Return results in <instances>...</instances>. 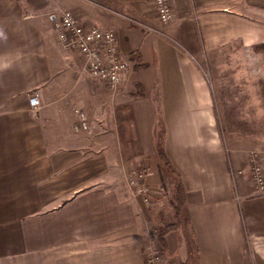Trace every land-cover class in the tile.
I'll return each mask as SVG.
<instances>
[{
  "label": "crops",
  "instance_id": "obj_1",
  "mask_svg": "<svg viewBox=\"0 0 264 264\" xmlns=\"http://www.w3.org/2000/svg\"><path fill=\"white\" fill-rule=\"evenodd\" d=\"M169 2L162 25L152 0H0V264H145L147 245L159 264H264V194L224 146L204 75L210 53L264 43V0ZM65 9L116 34L129 68L115 90L60 44L51 20ZM158 139L185 192L164 246L152 231L166 198ZM139 165L147 203L125 180Z\"/></svg>",
  "mask_w": 264,
  "mask_h": 264
},
{
  "label": "built area",
  "instance_id": "obj_2",
  "mask_svg": "<svg viewBox=\"0 0 264 264\" xmlns=\"http://www.w3.org/2000/svg\"><path fill=\"white\" fill-rule=\"evenodd\" d=\"M152 4L160 24L166 25L173 20L174 13L169 0H152ZM60 44L83 57L85 70L96 78L103 86L115 90L122 83L124 73L129 68V62L122 57L114 31L97 25L82 24L75 14L68 9L59 11L51 20ZM40 97L33 91L28 97V105L40 107ZM76 121L74 131H86L88 122L86 114L79 108L73 109ZM248 165L249 180L254 191L264 194V145L248 150L245 154ZM147 165L130 168L126 174L127 185L145 203L150 201L151 189L146 176ZM160 255L147 245L145 249V264H159Z\"/></svg>",
  "mask_w": 264,
  "mask_h": 264
},
{
  "label": "rangeland",
  "instance_id": "obj_3",
  "mask_svg": "<svg viewBox=\"0 0 264 264\" xmlns=\"http://www.w3.org/2000/svg\"><path fill=\"white\" fill-rule=\"evenodd\" d=\"M262 44H256L250 50L235 45V49L229 48L223 54L220 51L217 54L210 53L209 65L204 68V75L209 80L213 96L222 142L226 148H232L244 157L247 170L246 152L264 145V50ZM225 116L232 117L241 124H234L231 129H227ZM100 128L99 131H104L103 126ZM90 131L88 128L85 132L75 133L74 136L87 140L86 138L91 136ZM123 133L125 139L131 141L130 146L133 149L136 145L134 131L129 129ZM165 199L159 202L165 215L161 217V211H157L161 218L171 214L166 213V210L171 211V205L167 198Z\"/></svg>",
  "mask_w": 264,
  "mask_h": 264
},
{
  "label": "trees",
  "instance_id": "obj_4",
  "mask_svg": "<svg viewBox=\"0 0 264 264\" xmlns=\"http://www.w3.org/2000/svg\"><path fill=\"white\" fill-rule=\"evenodd\" d=\"M262 49L264 50V43L262 44ZM138 95L143 94L142 88L136 89ZM227 115V114H226ZM225 121L227 124V129L235 125H240L238 121L236 122L232 117L229 118L225 116ZM219 128V124H218ZM220 132V128H219ZM155 146V155L157 160V168L160 175V185L163 189L167 201L171 205V214L168 217L162 218L159 225L152 228V231L155 234L156 240L164 246V235L171 230L177 229L180 223L183 221L182 213L184 211L185 205V192L181 179L178 174L170 164L168 158L163 152L160 139L156 141ZM166 200V199H165ZM182 264H197L196 259L192 256L187 259V261L182 262Z\"/></svg>",
  "mask_w": 264,
  "mask_h": 264
},
{
  "label": "clouds",
  "instance_id": "obj_5",
  "mask_svg": "<svg viewBox=\"0 0 264 264\" xmlns=\"http://www.w3.org/2000/svg\"><path fill=\"white\" fill-rule=\"evenodd\" d=\"M0 36H3V33L2 32H0Z\"/></svg>",
  "mask_w": 264,
  "mask_h": 264
}]
</instances>
